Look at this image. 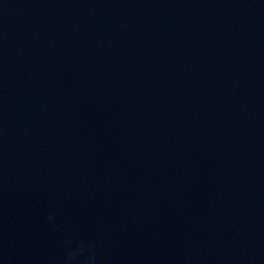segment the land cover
I'll use <instances>...</instances> for the list:
<instances>
[{
  "label": "water",
  "instance_id": "1",
  "mask_svg": "<svg viewBox=\"0 0 264 264\" xmlns=\"http://www.w3.org/2000/svg\"><path fill=\"white\" fill-rule=\"evenodd\" d=\"M0 264H264V0H0Z\"/></svg>",
  "mask_w": 264,
  "mask_h": 264
}]
</instances>
